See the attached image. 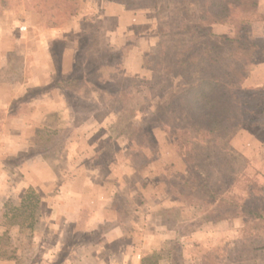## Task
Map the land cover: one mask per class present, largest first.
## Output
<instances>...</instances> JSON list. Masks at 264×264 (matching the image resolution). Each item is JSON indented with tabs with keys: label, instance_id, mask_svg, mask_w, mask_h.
<instances>
[{
	"label": "rangeland",
	"instance_id": "obj_1",
	"mask_svg": "<svg viewBox=\"0 0 264 264\" xmlns=\"http://www.w3.org/2000/svg\"><path fill=\"white\" fill-rule=\"evenodd\" d=\"M259 2V10L264 11V0ZM35 7L42 8L45 12L43 20H51L49 23L55 22L56 25L45 28ZM75 9L80 12L78 16L69 17V13ZM85 15L100 21L96 28L97 45L118 48L125 44L126 37L134 40V45L123 53L124 86L131 87L136 79L150 78L151 73L145 68V57L160 39L153 11L151 13L144 8L125 9L121 1L108 0H0V69L7 57L13 56L14 68L22 70L23 76L29 78L28 81L31 80L26 81L29 87L27 98L18 105L25 110L20 118L22 121L10 120L5 124L14 117V114H7V104L14 94L24 90L22 84H13L0 90V106H3L0 108V135L3 138L0 141V158L7 160L9 164L8 167H2L0 163V184L14 187L15 192L19 191L16 185L22 184L24 178L16 164L32 154H39L44 158L40 161L44 168L36 169L40 173V180H37L34 189L41 198V206L36 213L35 238H32L28 251L20 252V264L48 262L53 244L58 239L60 241L62 230L68 228L70 218L75 215L79 206H84L85 216H93L91 229L102 225L103 229L110 230L112 225L119 224L126 234L132 231L133 238L130 241L140 244V254L144 250L140 255L141 264H161L164 259V264H171V255L165 256L163 249H159L161 243L154 241L152 233H160L165 227L173 230L174 232L169 233L168 242L161 244L165 246L164 250H169L172 247L171 241L192 224L197 225L194 233L185 235L181 240L182 264H199L203 253L214 246L220 247L223 252L220 264H264V253L254 255L249 263L242 254V246L238 243L242 227L240 218L206 221V214L187 208L179 194L165 195L164 191L138 188L140 180L154 178L166 164H172L173 171L183 173L184 165L160 132L155 133L158 155L142 175L134 177L131 161L134 148L128 144L125 135L108 129L114 123L115 116L111 114L104 118L102 125L84 116L75 119L74 114L77 113H74L71 104L65 100L62 90L49 87L57 71L62 75L71 71L75 60L76 40L81 32V18ZM133 28L139 32L137 39H132ZM214 31L218 34L230 32L226 27H216ZM250 34L264 39V23H254ZM84 58L77 54L75 69L78 71L83 69ZM172 83L170 91L153 98L136 121L147 120L152 112L164 107L173 94L183 89L182 75L174 76ZM37 84L56 89L57 94L51 98L41 97L39 104L42 109L32 113L36 107L27 108L25 103L35 92L32 87ZM263 92L261 91L258 102L262 112ZM53 101L57 106L53 107ZM62 102L67 107L60 105ZM258 112L259 110L254 119L262 124ZM249 120L248 124L231 130L222 140V144L231 150L234 168L225 175L229 184L225 188L229 194L239 195L240 202L254 200L264 208V123L261 126H251ZM18 145L24 147L21 149L28 146L30 149L26 153L17 154V148L21 147ZM146 152L149 154V151ZM194 152V158L198 157L204 165L209 163L208 159L202 157L201 151L197 149ZM5 155L9 158L4 159ZM27 168L34 170L32 164L24 162V170ZM49 169L52 172L56 170L53 176H50ZM249 184L252 186H248ZM40 188H45L48 192ZM11 200L14 204L19 201L14 198ZM125 200L129 201L125 206V213L117 215L118 208ZM165 209L168 212H164ZM103 216L104 220L99 222ZM113 230L114 228L109 231V235ZM105 239L103 246L88 244L81 248H85L83 252L78 249L76 254L70 255L66 264L85 253L88 264H109L108 249L111 243L108 241L111 238L108 239L106 235ZM15 246L18 243L11 240L6 250H12ZM228 249L233 250L229 252Z\"/></svg>",
	"mask_w": 264,
	"mask_h": 264
},
{
	"label": "trees",
	"instance_id": "obj_2",
	"mask_svg": "<svg viewBox=\"0 0 264 264\" xmlns=\"http://www.w3.org/2000/svg\"><path fill=\"white\" fill-rule=\"evenodd\" d=\"M108 1H121L125 9L153 11L160 39L145 57L150 78L136 79L131 87L124 86L123 53L134 45V40L126 37L125 44L118 48L97 45L96 28L100 21L85 15L81 18L71 71L66 75L57 71L49 87L62 90L77 113L75 119L84 116L102 125L104 118L111 114L115 116L108 129L125 135L128 144L134 148L131 157L134 177L142 175L158 155L155 133L160 132L184 165L183 173L173 171V165L166 164L154 178L140 180L138 188L164 191L165 195L179 194L187 208L206 214V221L240 218L242 227L238 243L249 263L254 255L264 253V208L254 200L240 202L239 195L228 193L225 175L234 169L233 158L222 140L231 130L248 124L249 119L251 126L264 123V111L258 103L264 86L242 87L250 65L264 54V39L250 34L252 23L264 20V14L258 11V0ZM35 8L45 28L56 25L49 23L51 20H43L45 12L42 8ZM78 11L75 9L68 16L74 17L80 13ZM216 27H226L230 32L218 34L214 31ZM132 34V39L139 37L135 28ZM77 54L85 57L80 71L75 69ZM13 61V56H9L6 65L0 69V84H12L24 77L22 70L14 68ZM180 75L184 81L183 89L173 94L164 107L152 112L147 120L136 121L153 98L170 91L173 77ZM48 89L40 86L33 91L38 93ZM26 98L14 100L10 114L20 113L19 102ZM257 110L262 124L254 119ZM197 149L203 155L199 156L208 159L207 165L193 157ZM11 201L7 199L0 207L1 225L6 228L0 236V259H16L14 250H6L11 241L8 230L13 226L18 227L19 235L15 239L18 247L32 245L36 213L41 206L33 187L24 191L18 203ZM128 203L125 200L121 204L119 213H125ZM163 211L168 212V209ZM86 219L82 209L80 218L70 227L64 253L73 246L96 239L85 230ZM196 228L195 224L185 227L179 237ZM178 238L171 241L172 247L167 250L171 264H182ZM222 253L220 247H210L201 256L199 264H220Z\"/></svg>",
	"mask_w": 264,
	"mask_h": 264
},
{
	"label": "crops",
	"instance_id": "obj_3",
	"mask_svg": "<svg viewBox=\"0 0 264 264\" xmlns=\"http://www.w3.org/2000/svg\"><path fill=\"white\" fill-rule=\"evenodd\" d=\"M259 5H260V2L258 0V11L260 13L264 14L263 10H261V11L259 10ZM77 16L78 15H76L74 17H77ZM259 21L264 23V20H258V21H254L252 23V25L254 23L259 22ZM7 60H8V57H7ZM6 63H7V61H6ZM6 63L1 68H3L6 65ZM27 79H29V78L23 77L18 82H15L12 84H6V83L0 84V90H1V88L3 89V87L10 86L13 84H22V86L24 87V90L22 92L20 90L12 96L10 103L7 104V106L9 105L8 109H7V114L10 113V106L14 100L27 95L28 88H29V87H27V84H26V81H28ZM30 81L31 80H29L28 82H30ZM40 86H41V84L40 85L37 84L36 86L32 87V89L33 90L37 89ZM262 86H264V54L262 55V57L258 58L255 63H253L251 65L249 72H248V75L246 76V78L244 79V81L242 83V87H244V88L245 87L246 88L262 87ZM55 90L56 89H48L46 91L33 93L28 98V102H27L28 105H27V103H25V102L24 103L27 106V108L30 107L31 109H33L32 107H34V108L36 107V109L32 110V113L35 111H38V110L42 109L41 108L42 106L39 104L41 97L48 96L51 98V96L56 93ZM58 93L61 94L60 92H58ZM36 105H38V106H36ZM60 105L67 107L65 102H62ZM55 106H57V104L53 101V107H55ZM2 107L3 106H0V108H2ZM19 107H21V106H19ZM50 108L51 107L49 106V110H50ZM23 111H25V110L21 109V112L18 114L12 113V114H14V117L7 120L5 124L7 125L10 122V120L13 122L22 121V119L20 120V118L23 117V115H24ZM19 114H20V116L18 117ZM38 123L40 124L41 122H38ZM5 124H4V126H5ZM19 125L20 124H18V126ZM0 141H3V138L1 135H0ZM18 146H21V147L17 148L18 149L17 154L18 153L20 154V152L26 153L30 149L29 146L26 149H21V148H24L22 145H18ZM37 155L41 156L39 154H36V155L32 154V155L27 156L24 160L20 161L18 164H16V165H19L18 169L20 170V173L23 174L22 178H24V180L22 181V184L16 185L18 187L19 191L15 192L14 187H8V186H5L3 184H0V199L2 200L0 202V207H1L2 203L5 202L7 199H13L14 198V199L18 200L27 188L36 187V184L38 183L37 180L38 181L40 180V178H39L40 173L38 174L36 172L37 171L36 169L40 170V168H44L40 162L41 160H44L43 156L36 157ZM16 156H14V157H16ZM4 157H5L4 159L9 158L7 155H5ZM6 161L7 160H2L0 158V163H2V167H6V166L8 167L9 164H7ZM24 162H29L30 164H32L34 170L29 169V168L24 170ZM34 163H36V166L34 165ZM55 172H56V170H53V172H52V170L49 169L50 176H53V174H55ZM40 190L45 191L46 193L48 192V190H45V188H40ZM65 191H66V189H65ZM143 195H145V194L143 193ZM70 197H71V194H70ZM83 208H84V206H82V207L79 206L77 209L78 211L75 213L74 216H72L70 218V221L68 223L70 225L68 226V228H66V230L65 229L62 230V233L60 235V241L58 239V241L53 244L54 247L50 251V254H49L50 259H48V262L45 261L43 264H66L70 255L72 253L76 254L78 249H80V251L83 252L85 250V248H84V250H82L81 248H83V246H85V245L98 244L99 247L103 246L104 242L106 240L105 239L106 235L108 236V239L111 238V240L108 241V243L109 242L111 243V246L109 245L110 248L108 249L109 264H141V256L140 255H142L144 253V250H141V254H140L139 248H138L140 246V244L137 245L133 241H130V239L133 238L132 234H131L132 231H130L131 232L130 234L129 233L126 234L123 231L121 225H119V224H118V226L112 225V228L110 230L103 229L102 225H98L97 227L91 229L90 225H91L92 218H93V216H91V215L88 216L86 221H85V230L87 232H89L90 234H93V236L96 239L92 240L90 242L84 243L82 245L73 246L72 248L69 249L68 252L64 253L66 240L70 236V231H69L70 227H71V225H74L78 221V219L80 218V213H81ZM120 214L123 215L122 213H118L117 215H120ZM118 217L119 216H116V218H118ZM36 220H37V218H36ZM103 220H104V216L100 218L99 222H101ZM123 221H126V219H123ZM60 224H63V222H61ZM113 228H114V230H113L114 232L111 235H109V231H111ZM5 230H6V228L3 225H1V221H0V236L5 232ZM171 231L174 232L173 230H169L165 227V229L163 231H161L160 233H154V234L152 233V235H153L152 237L154 238V241L157 242V244L158 243L162 244L163 242L166 243V242H168V236H169V233ZM193 233H194V231L191 232L190 234H193ZM8 235L10 236V239L15 242V239L19 235L18 234V227H16V226L11 227L8 230ZM34 238H35V231H34L33 239ZM182 238H184V236L178 238L180 240V243H182L181 242ZM161 244L159 246V249H163L165 256H167L166 255L167 254V250H166L167 248L164 250L165 246L161 245ZM98 246H97V249L99 250ZM30 248H31V246L30 247H24V248H21L18 246L13 247L12 250L15 251L16 259H0V262H2L1 264H20V262H21L20 256H19L20 252L24 253V252L28 251ZM150 248H151V246L149 247V249ZM62 253H63V255H62ZM85 255H86V253L81 255L80 258L76 259L75 261H73L72 263H69V264H88L85 261V259L87 258V256H85ZM100 255H101V257L103 256L101 254V252H100ZM88 261H89V259H88ZM165 262H166L165 259L161 260V264H164ZM33 264H37V263H33ZM97 264H99V263H97Z\"/></svg>",
	"mask_w": 264,
	"mask_h": 264
}]
</instances>
